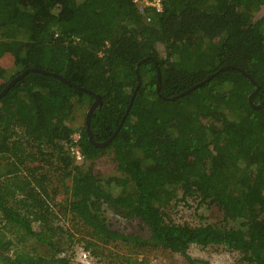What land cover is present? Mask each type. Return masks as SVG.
<instances>
[{"label":"trees","instance_id":"16d2710c","mask_svg":"<svg viewBox=\"0 0 264 264\" xmlns=\"http://www.w3.org/2000/svg\"><path fill=\"white\" fill-rule=\"evenodd\" d=\"M5 56L12 62L0 67V92L25 69L50 74L30 71L0 98V157L8 160L0 161V264H70L47 174H21L29 158L58 172L65 210L94 255L119 241L193 264L190 246L215 245L264 264V105L248 102L256 86L253 104L264 102V0H161L160 11L133 0H0V66ZM136 69L141 84L121 128L107 146H93L85 120L72 127L76 112L86 114L98 95L89 129L95 142L109 139ZM157 70L166 99L203 83L163 100ZM74 132L80 163L64 145ZM104 155L120 174L114 182L88 166ZM189 201L215 206L222 222H172L171 203ZM106 212L136 220L145 235L114 228ZM36 244L46 251L28 247Z\"/></svg>","mask_w":264,"mask_h":264},{"label":"rangeland","instance_id":"374dc122","mask_svg":"<svg viewBox=\"0 0 264 264\" xmlns=\"http://www.w3.org/2000/svg\"><path fill=\"white\" fill-rule=\"evenodd\" d=\"M11 62V57L5 56L0 67L3 69L8 68ZM75 115L76 120H74L72 127L76 130L83 126L86 114L83 111H77ZM29 159L26 160L25 167L22 170L24 172H21V174H27L25 169H29L37 177L47 174L48 181L46 184L44 183V186H46L49 195L48 201L57 215V219L54 220V226L56 225L62 229L59 234L62 238L60 246L61 256L67 258L70 264H190L178 254L161 249L135 247L119 241L108 245L98 243V245L101 244L97 249L99 255L92 253L94 250L92 246L89 250H85V242L81 239L84 235L83 229L71 219V215L65 210L68 195L59 181L58 172H55L41 161L32 163ZM0 161L1 163H6L8 161L7 156L0 157ZM88 166L96 178L105 183L114 182V179L120 177L114 164L110 161V155H104L93 164L89 163ZM68 184L69 180H66L65 185ZM176 204L172 202L170 211H168L170 212L169 217L174 223H186L195 226L222 222V213L215 206L206 207L202 205L197 207L196 202L192 201H189L188 205L183 203ZM105 216L108 222L116 229L145 235V231L139 230V223L136 220L124 221L117 216H113L110 212H106ZM236 225L235 222L228 224L230 227ZM33 226L38 231L37 226ZM70 234L72 237L69 236ZM28 247H34L38 253L46 251V247L39 244L29 245ZM187 254L193 260V264H246L241 260L238 252L232 251L225 246L209 245L207 247H199L192 245L188 249Z\"/></svg>","mask_w":264,"mask_h":264},{"label":"water","instance_id":"95a60500","mask_svg":"<svg viewBox=\"0 0 264 264\" xmlns=\"http://www.w3.org/2000/svg\"><path fill=\"white\" fill-rule=\"evenodd\" d=\"M146 59V58H145ZM145 59H142L138 65H140L141 63H143L145 61ZM30 71H35V72H39V73H43V74H50L49 72H46V71H43V70H39V69H34V68H30V69H25L23 70L20 74H18L17 76H15L13 79H11L7 85L5 86V88L0 92V98L18 81L20 80L21 78H23L25 76L26 73L30 72ZM136 72V80H137V85L135 87V89L133 90V93L131 95V98L129 100V104H128V107L126 108L125 112H124V115L121 119V122L120 124L118 125V127L116 128V130L114 131L113 135L107 139L106 141L104 142H101V143H97L93 140V137H92V134H91V131L89 129V122H90V118H91V115L92 113L101 105V100H100V97L98 95H94V101L92 102L91 106L89 107V109L87 110L86 112V115H85V131H86V134H87V138H88V141L93 145V146H96L98 148H103L105 146H107L111 141L112 139L114 138V136L117 134V132L119 131V129L121 128V125L124 121V119L126 118L128 112H129V109L132 105V102H133V99L136 95V92L141 84V79L139 77V75H137V69L135 70ZM52 76L60 79L62 82H64L65 84H67L68 86L72 87L73 89L75 90H78V91H83V92H88L89 94H92V92H90L89 90H86L85 88H82V87H79L77 85H75L74 83L64 79L63 77H61L60 75L58 74H52ZM211 78V76H209L205 81L209 80ZM249 78V77H248ZM250 81L252 83H254V81L252 79H250ZM203 82H200L199 84L197 85H194L193 87H191L190 89L188 90H185L184 92L178 94L177 96H174V97H171V98H168L166 99L165 97L161 96L160 93H159V84H160V74H159V71L157 70L156 72V86H155V91L157 93V95H159L163 100H177L179 97L189 93L191 90L193 89H196L198 86H201ZM259 87L256 86L255 87V90L254 92H252L249 97H248V102L250 104V106L252 108H261L263 105H264V102H262L261 104L259 105H254L253 104V95L258 91Z\"/></svg>","mask_w":264,"mask_h":264},{"label":"built area","instance_id":"2783aa9c","mask_svg":"<svg viewBox=\"0 0 264 264\" xmlns=\"http://www.w3.org/2000/svg\"><path fill=\"white\" fill-rule=\"evenodd\" d=\"M137 5H139V8L142 9L144 6H150L153 8H156L157 11L161 10V0H133ZM80 138V134L78 132H74L71 134V141L69 143H64L66 147L68 148V154L71 156V158L74 159L75 163H80L83 159V156L81 155V151L78 147V141Z\"/></svg>","mask_w":264,"mask_h":264},{"label":"crops","instance_id":"0c3cea01","mask_svg":"<svg viewBox=\"0 0 264 264\" xmlns=\"http://www.w3.org/2000/svg\"><path fill=\"white\" fill-rule=\"evenodd\" d=\"M5 59V57L3 58V60Z\"/></svg>","mask_w":264,"mask_h":264}]
</instances>
